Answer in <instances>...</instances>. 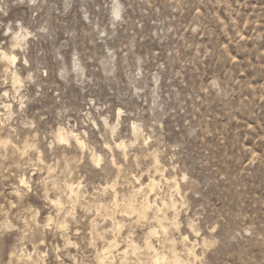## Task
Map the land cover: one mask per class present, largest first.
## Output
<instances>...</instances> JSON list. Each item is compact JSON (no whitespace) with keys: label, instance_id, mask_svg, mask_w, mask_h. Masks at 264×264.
<instances>
[{"label":"rangeland","instance_id":"1","mask_svg":"<svg viewBox=\"0 0 264 264\" xmlns=\"http://www.w3.org/2000/svg\"><path fill=\"white\" fill-rule=\"evenodd\" d=\"M0 53V264H264V0H0Z\"/></svg>","mask_w":264,"mask_h":264},{"label":"bare ground","instance_id":"2","mask_svg":"<svg viewBox=\"0 0 264 264\" xmlns=\"http://www.w3.org/2000/svg\"><path fill=\"white\" fill-rule=\"evenodd\" d=\"M19 43H20V41L17 39L16 41H15V44H14V48L13 49H16L17 47H19ZM18 50V49H17ZM1 54V56L3 57V60H5V61H8V62H10L11 64H14L16 61H17V58L15 57V55H13V54H11V55H7L6 53H0ZM2 59V58H1ZM8 70V69H7ZM10 71V70H9ZM16 73V72H15ZM12 74H14L13 72H12ZM17 74V73H16ZM13 80H14V83L15 84H18V83H20L21 81L19 80V78H18V76H16L15 74H14V78H13ZM6 108H8V106H6ZM134 133H135V135L137 136V129L136 128H134ZM56 139H57V141L59 142V143H61V144H70L71 142H75L81 149L82 148H84V143L81 141V139H79V137H78V135H76L75 133H73V132H67L65 129H59L58 130V132H57V135H56ZM124 146V143H120V144H118V147L119 148H124L123 147ZM94 158V161L97 163V164H100L101 163V158L100 157H93ZM23 184H25L24 183V181L22 182ZM149 186V185H148ZM152 186H154V184L152 185ZM71 188V187H70ZM72 191V190H71ZM73 192V191H72ZM140 193V192H139ZM136 194H137V192H136ZM152 204V203H151ZM145 206V204L144 203H142V206ZM148 205V204H147ZM142 207V208H145V207ZM153 206V205H152ZM152 206H150V207H152ZM164 206V205H163ZM133 208V207H132ZM131 208V209H132ZM165 208V207H164ZM133 210V209H132ZM145 213V212H144ZM161 219V218H160ZM166 219V218H165ZM162 220V219H161ZM160 220V221H161ZM154 234V233H153ZM152 234V235H153ZM151 235V236H152ZM115 245V244H114ZM150 246V245H149ZM110 247V246H109ZM116 247H118V246H116ZM147 247V246H146ZM112 249H113V246L111 247ZM151 248V247H150ZM194 248V247H193ZM107 251V250H106ZM109 251V250H108ZM107 251V252H108ZM149 253V252H148ZM150 253H151V251H150ZM153 254H155V253H153ZM158 254V253H157ZM156 255V254H155ZM159 255V254H158ZM111 256H112V254H111ZM106 257V256H105ZM155 257V256H154ZM157 258H158V256H157ZM163 257H161V259H162ZM161 259H157V263H161L160 262V260ZM105 260V259H104ZM105 262V261H104Z\"/></svg>","mask_w":264,"mask_h":264}]
</instances>
